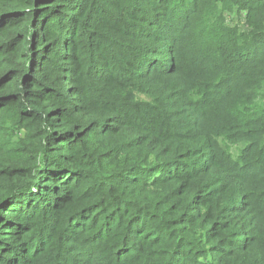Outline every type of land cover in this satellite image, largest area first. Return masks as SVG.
<instances>
[{
	"label": "trees",
	"instance_id": "obj_1",
	"mask_svg": "<svg viewBox=\"0 0 264 264\" xmlns=\"http://www.w3.org/2000/svg\"><path fill=\"white\" fill-rule=\"evenodd\" d=\"M0 264H264V0H0Z\"/></svg>",
	"mask_w": 264,
	"mask_h": 264
},
{
	"label": "rangeland",
	"instance_id": "obj_2",
	"mask_svg": "<svg viewBox=\"0 0 264 264\" xmlns=\"http://www.w3.org/2000/svg\"><path fill=\"white\" fill-rule=\"evenodd\" d=\"M238 20V18H236L233 22H235V21H237ZM240 23V22H239ZM241 25H243V23H242V21H241V23H240Z\"/></svg>",
	"mask_w": 264,
	"mask_h": 264
}]
</instances>
